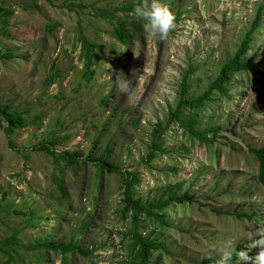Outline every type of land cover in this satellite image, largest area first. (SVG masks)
Masks as SVG:
<instances>
[{"label": "rangeland", "instance_id": "rangeland-1", "mask_svg": "<svg viewBox=\"0 0 264 264\" xmlns=\"http://www.w3.org/2000/svg\"><path fill=\"white\" fill-rule=\"evenodd\" d=\"M163 2L176 16L166 39L148 35L132 14L142 0H0V8L14 11L0 30V106L23 112L25 122L11 132L0 124V264L130 260L122 176L82 159L70 166L35 149L53 140L58 153L78 151L83 158L110 145L109 161L139 178L136 199L157 201L166 192L193 197L191 205L168 209L170 227L141 219V234L168 247L153 253L155 264H207L229 243L253 258L260 251L251 246L264 235V185L249 149L264 146V77L237 73L229 81L230 98L212 91L204 102L196 128H217V142L201 144L174 123L160 137L168 152L156 151L151 162L147 155L153 130L178 104L185 73L193 69L190 95H202L264 0ZM122 20L128 44L115 33ZM81 31L100 47L90 69ZM250 53L264 67V14ZM181 114L187 119L194 113L183 108ZM72 239L91 254L46 250L37 262L41 250L32 244L64 246Z\"/></svg>", "mask_w": 264, "mask_h": 264}, {"label": "trees", "instance_id": "trees-1", "mask_svg": "<svg viewBox=\"0 0 264 264\" xmlns=\"http://www.w3.org/2000/svg\"><path fill=\"white\" fill-rule=\"evenodd\" d=\"M130 7H124V10H128ZM14 14V11L11 9H3L0 8V23L1 31H5L8 28L9 17ZM264 14V5L258 8L255 18L252 21V24L248 31L245 33L243 39L240 41V46L234 52L233 56L224 63L218 76L214 81H212L205 92L198 96L194 97L190 95L191 84L189 82V74L193 71L190 69L187 73H185L182 78L180 84V92L178 94L179 100L178 104L175 108L169 106L168 110V120L166 124L158 125L152 133V148L147 155V162H151L155 157L156 151H160L161 153H166L168 150L162 146L161 143V135L168 128L169 125L177 123L179 126L188 130L190 135L198 140L201 144H211L215 143L218 140L217 133L218 129L214 127L206 128L204 130H200L196 128L197 122L199 120L197 114L199 110L204 106V102L209 98L212 91H217L221 94V96H226L230 98L229 95V81L230 79L237 73L242 71L246 73H251L253 78H257L258 76L264 77V67L261 63L256 61L257 54L250 53L252 50V44L254 40V35L257 30L260 29L261 23L263 20ZM102 17L113 19L114 14L105 13L101 14ZM126 24L125 20L120 22V25L115 27V33L118 39L124 43H129V34L125 31L124 25ZM79 40L83 45V57L86 61L85 67L90 69L91 65L94 61L97 60V54L94 51L95 48H100L98 45L91 43L81 31L79 35ZM88 72V71H86ZM89 74V72H88ZM92 74V72H90ZM188 108L193 115L191 114L187 119L182 118V109ZM1 122L5 123V130L8 132L24 128V116L23 112L20 111H11L7 107L0 106V124ZM208 133L212 134L211 138H208ZM57 145V141H48L47 143H41L36 146V150H41L46 152L49 156L53 157L55 161H58L60 158L66 161L68 165H75L78 162V159H82V163L86 164L87 161L95 163V166L98 168L99 172L105 170L109 173L116 172L122 176L123 180V189H124V208L122 210V214L126 216L127 214H131V224L132 228L129 231V236L131 240L130 244V260L124 262L123 264H155L151 261L153 253L157 251L168 252V247L165 243L150 235L148 237H144L141 233L145 229L143 221H147L151 224H156L159 229L170 227L169 214L168 209L173 206V204H188L191 205L193 202V197L189 196L188 193L183 195H179L172 192L164 193L160 199L157 201H141L140 199H136L133 192V187L139 183V178L135 172H131L129 170H122L120 166L115 163L109 161L110 152L112 147L107 145L105 149L98 155L89 158H83L81 153L78 151H69L66 150L64 152L58 153L55 149ZM249 152L255 156V158L259 162L258 166V180L262 185H264V146L261 148H250ZM59 189L61 192H64L62 180L59 181ZM61 201L63 198H60ZM249 219L252 218L251 215L244 214ZM241 217V214L239 215ZM88 224V222L86 223ZM85 224V225H86ZM141 229V231H140ZM10 242L8 239L6 243ZM34 249H40L38 252L37 262L39 263L45 256L46 250H61L62 253L66 252H80L85 255L91 254V251H82L79 249V242L76 240H71L68 244L54 245L46 243H38L32 244ZM242 246H238L232 256V260L237 258L236 252L240 251ZM11 258H14V254L10 255ZM215 258H208L204 260V263L207 264H215Z\"/></svg>", "mask_w": 264, "mask_h": 264}, {"label": "clouds", "instance_id": "clouds-1", "mask_svg": "<svg viewBox=\"0 0 264 264\" xmlns=\"http://www.w3.org/2000/svg\"><path fill=\"white\" fill-rule=\"evenodd\" d=\"M132 14L144 21L143 28L148 35L161 39H166L176 27V16L163 0H142ZM260 237L251 246L260 249L258 254L253 258L248 251L240 250L236 252L238 264H264V235ZM235 249L230 243L227 244L220 251L215 264H230Z\"/></svg>", "mask_w": 264, "mask_h": 264}]
</instances>
